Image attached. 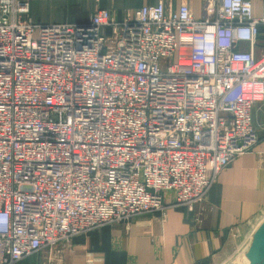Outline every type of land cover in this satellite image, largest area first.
Returning a JSON list of instances; mask_svg holds the SVG:
<instances>
[{"label": "built area", "instance_id": "2783aa9c", "mask_svg": "<svg viewBox=\"0 0 264 264\" xmlns=\"http://www.w3.org/2000/svg\"><path fill=\"white\" fill-rule=\"evenodd\" d=\"M0 0V264L202 203L259 142L264 1L35 22ZM169 200V201H168Z\"/></svg>", "mask_w": 264, "mask_h": 264}, {"label": "crops", "instance_id": "0c3cea01", "mask_svg": "<svg viewBox=\"0 0 264 264\" xmlns=\"http://www.w3.org/2000/svg\"><path fill=\"white\" fill-rule=\"evenodd\" d=\"M57 1L64 7L71 2L73 7L68 14L54 16L52 20H42V14L38 16L31 8L32 20L80 22L97 9H108L114 18L122 20L133 10L159 1L174 10L186 2L195 17L202 16V0ZM263 1L252 0L257 14L261 13ZM252 124L259 142L251 152L231 162L193 211L176 206L169 207L165 214L138 215L127 222L77 236L65 245L16 264H248L251 235L264 209V101L252 108ZM235 256L241 261L233 263Z\"/></svg>", "mask_w": 264, "mask_h": 264}, {"label": "rangeland", "instance_id": "374dc122", "mask_svg": "<svg viewBox=\"0 0 264 264\" xmlns=\"http://www.w3.org/2000/svg\"><path fill=\"white\" fill-rule=\"evenodd\" d=\"M29 3V7H30V13H31V8L34 12H36L38 14V16L42 17V20H52L54 18V16H62L63 14L67 13L69 11V8H72V3H68L67 7H64L65 4L62 5L61 2L57 1V0H25ZM71 6V7H70ZM134 11V10H133ZM132 11V12H133ZM29 13V14H30ZM42 14V16H41ZM65 22V21H63ZM213 188V187H212ZM258 224L255 226V229L253 231V234L251 235V240H250V244H252L253 240L255 239V233L262 227H264V209L260 214L259 220H258ZM124 223V222H123ZM241 250V249H240ZM240 254V253H239ZM238 255V254H237ZM239 257H234L232 262L234 263V261H241L239 260ZM247 261V259H246ZM247 263L249 264V260L247 261ZM239 264V263H238ZM243 264H246L245 262Z\"/></svg>", "mask_w": 264, "mask_h": 264}, {"label": "water", "instance_id": "95a60500", "mask_svg": "<svg viewBox=\"0 0 264 264\" xmlns=\"http://www.w3.org/2000/svg\"><path fill=\"white\" fill-rule=\"evenodd\" d=\"M246 254L249 264H264V227L260 228Z\"/></svg>", "mask_w": 264, "mask_h": 264}]
</instances>
